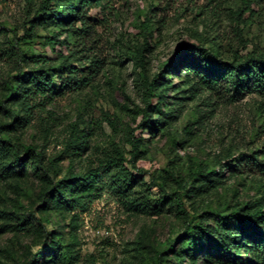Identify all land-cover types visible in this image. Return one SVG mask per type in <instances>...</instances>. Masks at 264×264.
Returning <instances> with one entry per match:
<instances>
[{
  "label": "rangeland",
  "instance_id": "obj_1",
  "mask_svg": "<svg viewBox=\"0 0 264 264\" xmlns=\"http://www.w3.org/2000/svg\"><path fill=\"white\" fill-rule=\"evenodd\" d=\"M244 1L253 13L246 10L238 24L231 10ZM84 11L92 25L74 46L76 35L62 22L30 28L24 0H0V101L32 59L82 69L74 56L84 55L100 67L85 86L66 81V72L53 77L44 108L26 127L1 134L22 159L13 162L0 142V264H264L254 233L231 241L225 257L200 230L233 212L264 213V154L259 164L240 161L264 146V98L231 103L203 88L186 61L173 70L165 65L181 43L223 60L264 46V0H101ZM144 40L147 75L163 73L151 129L138 126L134 56ZM15 47L23 57L14 56ZM132 132L134 167L127 161ZM207 171L214 173L204 178ZM187 227L200 244L192 254Z\"/></svg>",
  "mask_w": 264,
  "mask_h": 264
},
{
  "label": "trees",
  "instance_id": "obj_2",
  "mask_svg": "<svg viewBox=\"0 0 264 264\" xmlns=\"http://www.w3.org/2000/svg\"><path fill=\"white\" fill-rule=\"evenodd\" d=\"M24 1L29 11L27 15L28 19L25 22L29 24L30 28L34 25L44 26L50 22H62L69 28L72 34L76 35L74 46L79 43L78 40L81 36H88L92 25L86 17L84 10L98 7L101 3V0H66V5L59 8L58 1L60 0ZM210 1L214 2L215 0ZM246 10L249 12L248 17H251L253 11L249 8L248 1H244L242 7L231 10L233 20L239 24ZM76 23L79 26H76ZM240 30L237 25V31ZM2 32H4V28L0 24V34ZM54 42L53 38H46L44 44H52ZM144 47H147L146 40L143 41L142 46L134 56L136 64L141 68L140 97L143 105L140 109L141 121L138 123V126H145L151 129L154 128L155 123L150 122L149 113L158 104V101L153 103L152 100L156 96H159L156 95L154 89L157 79L163 73H155L151 77L147 75L143 53ZM246 47V43L242 44V49L245 50ZM15 48L16 51L12 50L14 56L23 57V52L18 47ZM71 53L74 56V51H71ZM74 60H80L83 66L82 69H76L68 63L53 66L50 65L47 59L36 58L32 59L29 64H26L24 70H19L14 76L8 88V95L0 101V109L5 118L4 121L0 122V142L10 147L13 162L18 163L22 159L19 149L17 146L11 145L9 141H5L1 137V134L11 133L26 127L35 112H40L44 108L45 96L51 89L53 77L66 72V81H72L77 86H85L99 72L100 67L95 61L86 56L84 57V55L81 58L74 56ZM182 61H186L188 66L199 73L203 88H206L209 92L223 94L228 102H237L249 94H257L264 98V46L255 44L252 45L250 50H245L244 52H240L239 50L233 51L229 60H223L217 53L206 47L192 43H181L175 49L173 56L166 61L165 65L170 70H173ZM12 103H16L17 109L11 106ZM129 144L131 151L129 152L130 157L127 161L134 167L135 161L138 158V152L133 132L130 134ZM262 154H264V146L259 150L242 153L240 161L259 164L260 160L258 156ZM25 156L29 159H34L36 152L33 148L26 147ZM236 166H238V162ZM213 173L214 171H207L202 176L209 178V175ZM176 198L179 199L180 195L177 194ZM177 206L181 211L185 212L180 203H177ZM227 217L233 221L227 222ZM217 220L218 223L214 229L207 230L200 227L207 243L221 248L222 255L229 257L232 255L231 241L240 240L242 232L247 230V235L248 232H252L260 238L256 246L264 262V213L261 210L255 209L247 216H242L240 212H233L226 217L220 216ZM15 228H19V226H15ZM196 234L191 231L190 227H187L186 237L189 239V252L191 254L200 249V244L196 243Z\"/></svg>",
  "mask_w": 264,
  "mask_h": 264
}]
</instances>
